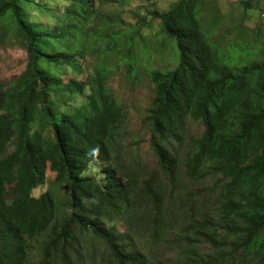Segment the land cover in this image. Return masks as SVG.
Returning <instances> with one entry per match:
<instances>
[{
  "label": "trees",
  "instance_id": "obj_1",
  "mask_svg": "<svg viewBox=\"0 0 264 264\" xmlns=\"http://www.w3.org/2000/svg\"><path fill=\"white\" fill-rule=\"evenodd\" d=\"M67 1L57 25L45 30L29 22L27 0L0 3V42L13 38L28 55L26 69L14 82H0V264H29L28 241L49 233L54 240L45 246L40 264L52 254H60L63 264H71L75 254L97 261L84 234L106 242L114 264H148L130 232L136 216L134 179L113 164L122 105L107 83L112 72L107 53L118 51L123 32H111L109 26L95 31L99 11L87 0ZM200 4L180 0L165 13H152L179 51L175 69L151 73L155 98L147 120L152 145L176 185L178 159L165 144L181 140L188 118L203 124L187 173L198 178L207 164H216L225 179L218 212L229 226L224 240L235 239L233 256L264 264V59L253 57L249 48L239 62L213 44L198 17ZM90 52L101 53L94 73L85 81L64 82L66 65L74 66ZM120 53L135 73L138 55ZM80 95L81 104H70ZM93 162L105 163L104 183L85 174ZM48 169L56 174L51 186L33 195ZM152 185L147 182L154 204L144 216L158 239L167 227L165 204ZM63 186L66 196L58 189ZM111 216L127 222L124 233L106 227Z\"/></svg>",
  "mask_w": 264,
  "mask_h": 264
},
{
  "label": "rangeland",
  "instance_id": "obj_2",
  "mask_svg": "<svg viewBox=\"0 0 264 264\" xmlns=\"http://www.w3.org/2000/svg\"><path fill=\"white\" fill-rule=\"evenodd\" d=\"M2 1L5 0H0V3ZM87 1L100 14L93 23L95 31L105 26H109L111 32L122 31L117 38V52L124 50L130 55L137 54L139 59L135 73H130L126 61L121 59L122 53H107V66L112 70L107 83L122 105L113 143V164L135 182L132 206L136 208V216L130 231L135 245L147 256L148 264H255L252 257L231 254L236 244L234 238L224 240L229 226L221 220L218 212L225 183L216 164H207L198 178H192L187 173L186 165L196 152V141L205 132L203 124L188 118L180 131L181 140L165 144L169 154L178 159L176 185L170 181L152 145L151 125L147 120L155 98L151 73H166L179 64L177 43L169 39L161 19L155 18L152 13H165L180 0ZM69 5L67 0H27L24 7L29 22L45 30L57 25ZM198 17L208 39L220 50L234 53L241 62L245 59V51L252 48L255 51L253 57L264 59V0H201ZM100 58V52H90L77 59L74 66L66 65L62 80H87L94 73ZM27 64V51L17 40L12 38L0 42V82L11 84L23 73ZM83 101L84 96L80 95L70 104H81ZM13 149L11 147L10 151ZM104 165V162H93L85 174L104 183ZM55 176V172L48 169L45 183L35 188L33 195L44 193ZM148 181L152 182L153 190L165 204L167 227L158 239L152 237V230L145 224V208L154 204L152 193L147 190ZM12 188L9 185L10 191ZM58 189L60 194L67 195L66 186ZM191 204L192 207L195 205L192 216L187 209ZM106 227H116L124 233L128 225L123 219L111 216ZM82 238H87L86 247L97 251L98 259L93 263L92 258L75 254L71 264H114L106 242L86 234ZM53 240L50 233L29 240V264H40L46 255L45 246ZM45 264L63 262L60 254H52Z\"/></svg>",
  "mask_w": 264,
  "mask_h": 264
}]
</instances>
